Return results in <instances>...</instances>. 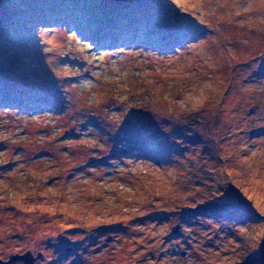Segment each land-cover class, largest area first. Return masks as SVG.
<instances>
[{
  "label": "rangeland",
  "instance_id": "rangeland-1",
  "mask_svg": "<svg viewBox=\"0 0 264 264\" xmlns=\"http://www.w3.org/2000/svg\"><path fill=\"white\" fill-rule=\"evenodd\" d=\"M28 251L264 264V0H0V259Z\"/></svg>",
  "mask_w": 264,
  "mask_h": 264
},
{
  "label": "water",
  "instance_id": "water-1",
  "mask_svg": "<svg viewBox=\"0 0 264 264\" xmlns=\"http://www.w3.org/2000/svg\"><path fill=\"white\" fill-rule=\"evenodd\" d=\"M39 256H42V254H39ZM18 259H23L25 264H34L37 258L32 254L31 251H28L24 254L11 255L8 261L0 259V264L15 263Z\"/></svg>",
  "mask_w": 264,
  "mask_h": 264
},
{
  "label": "bare ground",
  "instance_id": "bare-ground-1",
  "mask_svg": "<svg viewBox=\"0 0 264 264\" xmlns=\"http://www.w3.org/2000/svg\"><path fill=\"white\" fill-rule=\"evenodd\" d=\"M135 5H137V4H135ZM133 6H134V5H133ZM146 187H148V186H146ZM146 187H145V188H146ZM153 188H154V187H153ZM148 189H149V188H148ZM144 190H145V189H144ZM131 204H132V203H131ZM131 206H132V205H131ZM133 206H134V205H133Z\"/></svg>",
  "mask_w": 264,
  "mask_h": 264
},
{
  "label": "trees",
  "instance_id": "trees-1",
  "mask_svg": "<svg viewBox=\"0 0 264 264\" xmlns=\"http://www.w3.org/2000/svg\"><path fill=\"white\" fill-rule=\"evenodd\" d=\"M109 41V40H108Z\"/></svg>",
  "mask_w": 264,
  "mask_h": 264
}]
</instances>
